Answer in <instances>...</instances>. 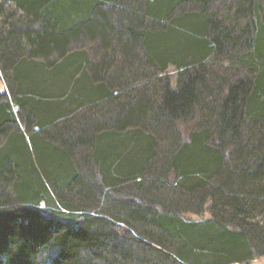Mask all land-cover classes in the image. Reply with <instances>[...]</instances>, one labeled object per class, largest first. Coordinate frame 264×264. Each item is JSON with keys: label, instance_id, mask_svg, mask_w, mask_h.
Here are the masks:
<instances>
[{"label": "trees", "instance_id": "obj_1", "mask_svg": "<svg viewBox=\"0 0 264 264\" xmlns=\"http://www.w3.org/2000/svg\"><path fill=\"white\" fill-rule=\"evenodd\" d=\"M256 257L264 0H0V264Z\"/></svg>", "mask_w": 264, "mask_h": 264}, {"label": "rangeland", "instance_id": "obj_2", "mask_svg": "<svg viewBox=\"0 0 264 264\" xmlns=\"http://www.w3.org/2000/svg\"><path fill=\"white\" fill-rule=\"evenodd\" d=\"M173 71H171L172 73ZM55 203V202H54ZM41 207H44V203H41ZM247 264H264V257H256L251 262Z\"/></svg>", "mask_w": 264, "mask_h": 264}]
</instances>
